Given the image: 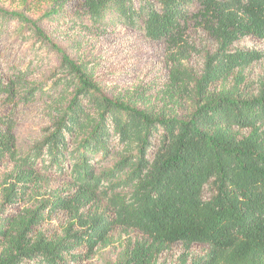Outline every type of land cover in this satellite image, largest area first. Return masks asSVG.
Listing matches in <instances>:
<instances>
[{"label":"trees","instance_id":"obj_1","mask_svg":"<svg viewBox=\"0 0 264 264\" xmlns=\"http://www.w3.org/2000/svg\"><path fill=\"white\" fill-rule=\"evenodd\" d=\"M71 2L0 0V264H85L115 242L107 264H264V0ZM68 22L197 39V72H171L191 76L189 106L107 87L60 45ZM42 51L55 65L30 79Z\"/></svg>","mask_w":264,"mask_h":264},{"label":"rangeland","instance_id":"obj_2","mask_svg":"<svg viewBox=\"0 0 264 264\" xmlns=\"http://www.w3.org/2000/svg\"><path fill=\"white\" fill-rule=\"evenodd\" d=\"M76 1L78 3V0H73L65 8L74 9ZM52 29L57 33L60 45L69 46L70 44L71 47H69L74 51L73 53L82 59H88L93 73L103 80L107 87L112 86L115 92L134 95L139 99L137 91L147 90L146 94H150L145 98V104L157 109L166 107L173 111L176 108L173 106V100L177 98L183 101L184 108L189 106L187 97L192 86L191 76L182 72V75L179 74L173 79L171 72L174 66L186 67L187 70L197 72L200 66L199 51L194 44V41L199 42L197 39L194 41L188 39L179 46L180 48H177L153 41L141 31L131 30L124 24L93 29L89 23L80 25L68 22L60 26L53 25ZM6 37V40L1 43V47L6 49L4 59L7 62L19 59L21 65L25 67L29 57L33 55L32 52H24L27 43L18 42L13 34H8ZM244 42L251 45L259 43L252 38ZM191 44H194L195 48ZM259 44L264 49V43ZM41 57L46 58L42 60ZM36 61L37 68L35 67L34 74L28 78L44 79L43 77H46L55 65L54 60L42 51ZM259 69L264 72V58L259 63ZM41 107V105L35 106L36 111L40 112ZM41 121V119H34L22 122L17 129L18 138L22 139L33 132ZM120 245L119 242H115L101 249L85 264H107L110 259H114V252Z\"/></svg>","mask_w":264,"mask_h":264}]
</instances>
